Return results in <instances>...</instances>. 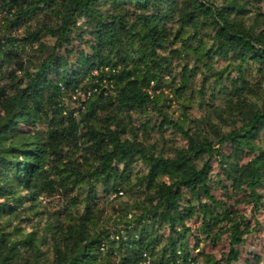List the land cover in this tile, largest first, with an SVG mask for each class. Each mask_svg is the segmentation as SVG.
Here are the masks:
<instances>
[{"label":"trees","instance_id":"1","mask_svg":"<svg viewBox=\"0 0 264 264\" xmlns=\"http://www.w3.org/2000/svg\"><path fill=\"white\" fill-rule=\"evenodd\" d=\"M222 180L264 210V0H0V264H236Z\"/></svg>","mask_w":264,"mask_h":264},{"label":"rangeland","instance_id":"2","mask_svg":"<svg viewBox=\"0 0 264 264\" xmlns=\"http://www.w3.org/2000/svg\"><path fill=\"white\" fill-rule=\"evenodd\" d=\"M83 39H86L83 37ZM87 50L85 45L79 46L78 50ZM171 97V96H170ZM175 105L173 102L172 106ZM223 151L230 152L229 146L224 145ZM250 156L243 157L244 160H247ZM217 161L212 160L213 163V176L214 179L217 180L216 173L218 172ZM219 187H216L214 193L218 199H221L223 204L226 206L235 209L236 211L244 214L245 219L249 222L248 226H250L251 233L248 234V237L240 246L241 255L238 258L236 264H264V210H255L251 205L246 203L243 195L234 194L233 197H230L233 192V188L228 185L227 181H220ZM239 199V200H238ZM231 205V206H227ZM258 223V225H256ZM186 224L190 226L191 232L188 234V240L191 246L195 245L199 248V250H203L215 255L217 259L216 264H226L224 256L227 254L229 250V239L224 236L221 239L213 244L209 239H205L202 236H198L196 233V226L199 225L195 218L189 219ZM166 234V231H163ZM196 252V251H194ZM234 264V263H230Z\"/></svg>","mask_w":264,"mask_h":264}]
</instances>
